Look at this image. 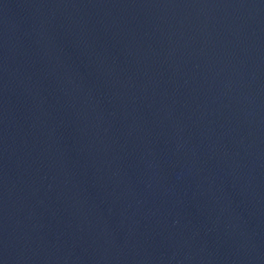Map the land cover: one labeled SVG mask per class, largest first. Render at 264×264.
I'll list each match as a JSON object with an SVG mask.
<instances>
[{"label": "water", "instance_id": "95a60500", "mask_svg": "<svg viewBox=\"0 0 264 264\" xmlns=\"http://www.w3.org/2000/svg\"><path fill=\"white\" fill-rule=\"evenodd\" d=\"M0 264H264V0H0Z\"/></svg>", "mask_w": 264, "mask_h": 264}]
</instances>
